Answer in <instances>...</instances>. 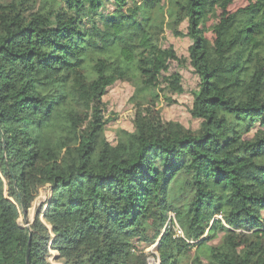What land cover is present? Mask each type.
<instances>
[{"label":"trees","instance_id":"obj_1","mask_svg":"<svg viewBox=\"0 0 264 264\" xmlns=\"http://www.w3.org/2000/svg\"><path fill=\"white\" fill-rule=\"evenodd\" d=\"M113 4L0 5V264H27L30 234L28 264H147L155 242L160 264H264V0ZM184 22L197 130L158 110L173 103L161 83L184 93L164 75L187 60L162 47ZM118 81L134 87V131L112 145Z\"/></svg>","mask_w":264,"mask_h":264},{"label":"rangeland","instance_id":"obj_2","mask_svg":"<svg viewBox=\"0 0 264 264\" xmlns=\"http://www.w3.org/2000/svg\"><path fill=\"white\" fill-rule=\"evenodd\" d=\"M18 0H0L1 4L11 3ZM37 6L41 0H32ZM65 2V0H61ZM143 0H137L138 4L142 3ZM168 0H163V3H167ZM113 0H104V10L102 13L108 15L114 11ZM102 13L98 17L102 16ZM97 17V18H98ZM100 19H98L99 21ZM188 23L184 22L180 26L181 32L184 34L182 37H176L168 28L165 31L164 39L162 41V47L165 49L173 48L178 57L187 60L183 65H179L173 62L169 68V71L164 76L169 77L170 74L178 73L182 87L184 88L183 94L174 93L166 84L163 82L160 84L159 89L162 91V95L165 98H169L173 103L161 102L158 105V110L161 112V117L165 122H177L182 124L187 129L197 130L200 127L201 120L195 119L191 115V108L193 104V93L197 90L199 84V77L195 73L194 69L189 64V53L188 49L192 44L191 39L187 36ZM134 93V87L132 84L127 82L118 81L113 86L109 87L103 98L105 104V135L110 144L116 145L119 139V132L122 130L133 132V119L135 108L132 102V96ZM259 126L254 130L256 132ZM49 197V190L46 188L42 189L38 198L33 204V207L27 213L26 220L24 223H32L35 219L37 207L39 204L46 201ZM222 233L220 234V237ZM220 239L212 242L218 244ZM146 247V248H150ZM145 248V249H146ZM57 253L53 252L49 259L50 264H58L56 259Z\"/></svg>","mask_w":264,"mask_h":264},{"label":"built area","instance_id":"obj_3","mask_svg":"<svg viewBox=\"0 0 264 264\" xmlns=\"http://www.w3.org/2000/svg\"><path fill=\"white\" fill-rule=\"evenodd\" d=\"M169 218H170V220L174 221V223H175L176 236L183 237V231L178 226V224H176L175 215L170 213ZM164 231H165V229H164ZM157 244H158V242H155L154 244L151 245L150 248L144 249V252L147 253L149 256L147 259V264H160L159 254L157 251Z\"/></svg>","mask_w":264,"mask_h":264},{"label":"water","instance_id":"obj_4","mask_svg":"<svg viewBox=\"0 0 264 264\" xmlns=\"http://www.w3.org/2000/svg\"><path fill=\"white\" fill-rule=\"evenodd\" d=\"M0 131H1V130H0ZM23 217H24V219L26 220V218H27V212H24ZM30 244H31V234H30V240H29V243H28V249H27V264H28V262H29L28 257H29ZM157 245H158V244H157Z\"/></svg>","mask_w":264,"mask_h":264}]
</instances>
